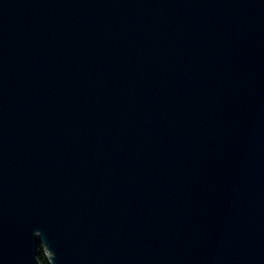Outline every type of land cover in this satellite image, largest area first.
Returning a JSON list of instances; mask_svg holds the SVG:
<instances>
[{"label":"water","instance_id":"obj_1","mask_svg":"<svg viewBox=\"0 0 264 264\" xmlns=\"http://www.w3.org/2000/svg\"><path fill=\"white\" fill-rule=\"evenodd\" d=\"M264 264V0H0V264Z\"/></svg>","mask_w":264,"mask_h":264},{"label":"trees","instance_id":"obj_2","mask_svg":"<svg viewBox=\"0 0 264 264\" xmlns=\"http://www.w3.org/2000/svg\"><path fill=\"white\" fill-rule=\"evenodd\" d=\"M36 252H37V258H38V260H39L42 264H48V263H47V260H46V258H45L44 250H43V248H42V246H41L40 244L37 245Z\"/></svg>","mask_w":264,"mask_h":264}]
</instances>
